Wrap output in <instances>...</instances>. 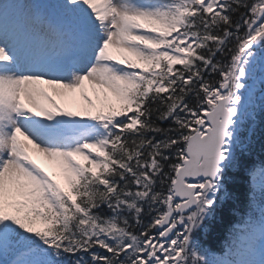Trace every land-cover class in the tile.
Segmentation results:
<instances>
[{"label": "snow or ice", "instance_id": "1", "mask_svg": "<svg viewBox=\"0 0 264 264\" xmlns=\"http://www.w3.org/2000/svg\"><path fill=\"white\" fill-rule=\"evenodd\" d=\"M258 148L264 0L0 4V264H264Z\"/></svg>", "mask_w": 264, "mask_h": 264}, {"label": "trees", "instance_id": "2", "mask_svg": "<svg viewBox=\"0 0 264 264\" xmlns=\"http://www.w3.org/2000/svg\"><path fill=\"white\" fill-rule=\"evenodd\" d=\"M264 154H261V152L259 151V148L257 149V152L254 156V160L256 161V159L258 158H263ZM241 185L243 186H247L249 185V181H248V177H244L241 179L240 181ZM244 191V188H241V192ZM240 208H243V204L239 203ZM238 222V216H232L229 214L228 209L226 208L217 218L216 223L213 225V230L212 233L210 235V237H208V239L216 245V247L218 248V245L220 244V240L223 238V236L225 235V233L229 230V228L235 223Z\"/></svg>", "mask_w": 264, "mask_h": 264}, {"label": "rangeland", "instance_id": "3", "mask_svg": "<svg viewBox=\"0 0 264 264\" xmlns=\"http://www.w3.org/2000/svg\"><path fill=\"white\" fill-rule=\"evenodd\" d=\"M113 52H114V54H115V50H113ZM86 89H87V91H88V94L92 97L93 102H95V103L98 104L99 101L97 100V96H96V94L91 90V87H90V86H87V84H86ZM77 97H79V94H78V93H77ZM79 103H80V104H84L85 102H84L82 99H80ZM62 106L65 107V108L73 109V110H75V108H76V105H74V104H72V103H70V102H68V103H63ZM37 159H38V162L41 163V165H42L43 167H45L47 170H50V171H52V172L55 171L54 169H52V168L48 165L47 161L44 160L42 157H37ZM78 159H80L82 163L85 162V161L83 160V158L78 157ZM244 259L247 260L248 258H247V257H244Z\"/></svg>", "mask_w": 264, "mask_h": 264}]
</instances>
